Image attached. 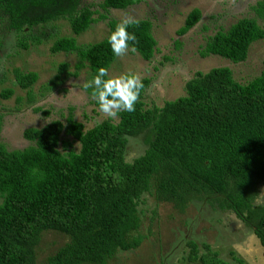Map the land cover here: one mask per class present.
Segmentation results:
<instances>
[{
  "label": "trees",
  "instance_id": "1",
  "mask_svg": "<svg viewBox=\"0 0 264 264\" xmlns=\"http://www.w3.org/2000/svg\"><path fill=\"white\" fill-rule=\"evenodd\" d=\"M136 1L101 0L102 12H96L81 5V0H0V20L4 18L6 28L19 34L63 19L73 35L107 20L106 35L99 41L78 44L73 35L60 36L49 46L50 53L76 54L73 71L65 76L76 77L87 68L92 80L100 67L108 69L116 57L108 37L118 22L108 18L107 10L124 9ZM250 11L251 16L208 36L198 55L244 61L250 44L264 37L258 23L264 21V0H256ZM199 19V9L191 8L176 33L184 34ZM137 20L140 23L128 31L137 36L136 53L146 61L156 41L150 20ZM24 41L20 46L26 48ZM67 69L66 62L58 63L57 73L41 86L42 91L58 89L65 78L61 73ZM12 71L26 103L32 105L31 85L37 73ZM141 80L136 110L119 113L115 121L102 119L85 129L68 107L63 121L55 118L40 127L24 128L22 137L31 142L26 147L7 149L0 142V264H36V249L46 229L68 240L42 264H107L117 252L136 250L146 236L138 230L137 203L144 193L179 214L192 200L229 210L264 248V202L256 203L264 186V58L259 74L244 83L237 82L227 66L195 71L184 84V94L161 106L144 104L142 95L150 79ZM80 88L93 98L92 89ZM13 93L12 88H3L0 97ZM15 101L20 103L22 96ZM91 101L98 108L96 100ZM31 109L49 115L40 106ZM2 123L0 114V131ZM137 136L143 153L126 161L128 138ZM72 141L77 150L72 149ZM187 246L190 261L231 264L208 244H201L202 252L194 241ZM231 256L233 264H245Z\"/></svg>",
  "mask_w": 264,
  "mask_h": 264
},
{
  "label": "rangeland",
  "instance_id": "2",
  "mask_svg": "<svg viewBox=\"0 0 264 264\" xmlns=\"http://www.w3.org/2000/svg\"><path fill=\"white\" fill-rule=\"evenodd\" d=\"M100 1L81 0V5L85 4L91 10L102 12L98 6ZM255 1L138 0L124 9H108V18L117 22L125 16L135 19L147 18L151 22L152 35L156 41L155 51L149 60L145 61L137 53L129 51L122 57H115L108 68L109 75L135 73L140 78L148 77L150 81L142 95V101L147 107L161 106L165 100L183 95L184 84L195 71L205 72L211 67L227 66L237 82H246L262 69L264 37L251 43L245 60L238 63H232L218 55L202 58L198 51L207 37L216 30L226 29L238 18L251 16L250 6L254 5ZM194 7L199 9L200 19L187 32L178 35L176 30ZM96 15L97 13H94L93 16ZM106 21L98 20L85 31L73 35L68 22L63 19L37 25L19 34L6 28L7 21L4 18L0 20V90L7 87L14 90L9 98L0 97V114L3 115L0 142L7 149H21L31 144L22 137V130L26 127H40L55 118L63 121L62 116L67 113L68 107H72L74 119L81 122L85 129L106 119L91 101L93 98L88 97L80 88L91 80L88 69H80L76 77L65 76L67 72L73 71L76 54L49 51L52 41L60 36L73 35L78 44L101 40L107 32ZM258 23L264 30V21L259 20ZM33 37H37L39 41H34ZM23 41L28 44L26 48L20 46ZM60 62L68 64V69L61 73V76L65 77L62 85L58 89L43 92L41 86L57 73ZM15 68L23 73H37V80L31 85V92L35 96L32 105L26 103L24 90L20 89L13 79L12 70ZM63 87L66 88L65 91H61L60 88ZM16 96H22L20 103L15 101ZM35 106L48 110L49 115L33 112L31 108ZM71 147L77 150L78 144L72 141ZM143 150L140 136L128 138L124 158L130 161L142 154ZM260 194L263 199L258 200L264 202V186ZM137 208L141 219L138 230L146 235L145 238L136 250L117 252L107 264H201L199 261L188 260V241H194L200 252L203 251L201 244H208L220 258L233 264V247L250 245L246 237L253 234L252 230L231 211L217 209L208 201L192 200L185 212L179 214L169 204L156 203L150 194L144 193L138 200ZM43 233L36 249V264H42L49 254L68 240L56 230L46 229ZM243 262L257 264L244 260Z\"/></svg>",
  "mask_w": 264,
  "mask_h": 264
},
{
  "label": "clouds",
  "instance_id": "3",
  "mask_svg": "<svg viewBox=\"0 0 264 264\" xmlns=\"http://www.w3.org/2000/svg\"><path fill=\"white\" fill-rule=\"evenodd\" d=\"M139 23V20L125 16L116 24L108 37V43L115 56L122 57L129 51L137 52V36L128 29ZM83 88L92 89L91 96L96 100L98 110L106 118L117 119L121 112L131 113L136 110L143 82L138 74L123 73L110 76L106 67H100L93 79L83 84ZM256 203L260 201L257 200Z\"/></svg>",
  "mask_w": 264,
  "mask_h": 264
},
{
  "label": "crops",
  "instance_id": "4",
  "mask_svg": "<svg viewBox=\"0 0 264 264\" xmlns=\"http://www.w3.org/2000/svg\"><path fill=\"white\" fill-rule=\"evenodd\" d=\"M246 239L250 245L244 247L235 245L232 250L233 254L248 263L256 262L257 264H264V248L260 245L257 237L251 234L250 237L248 236Z\"/></svg>",
  "mask_w": 264,
  "mask_h": 264
}]
</instances>
